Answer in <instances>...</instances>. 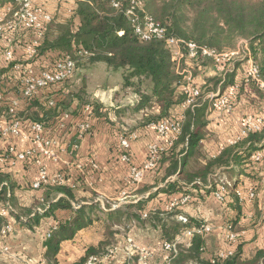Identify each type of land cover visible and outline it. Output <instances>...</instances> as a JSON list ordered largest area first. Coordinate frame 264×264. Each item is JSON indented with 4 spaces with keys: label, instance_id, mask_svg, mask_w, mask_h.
I'll list each match as a JSON object with an SVG mask.
<instances>
[{
    "label": "crops",
    "instance_id": "1",
    "mask_svg": "<svg viewBox=\"0 0 264 264\" xmlns=\"http://www.w3.org/2000/svg\"><path fill=\"white\" fill-rule=\"evenodd\" d=\"M76 1L32 0L36 7L50 14L52 24L65 23L66 19L72 16ZM12 3L13 0H0V15L13 8ZM50 33L53 36L57 34L55 30H51ZM4 36L5 38L0 37V90L3 92L5 103L10 105L16 102L19 111L35 112L37 109L20 94V78L18 81L15 67L22 65L39 71L50 66V61L57 52L46 50L30 57L28 49L35 39L34 33L8 34L5 32ZM7 37L12 39L9 43L4 42ZM9 48L13 54L12 61L15 63L6 69L8 62L5 61L4 53ZM83 68H79L78 73L84 70L85 78L93 82H96L97 78L102 81L99 91L96 87L93 89L89 87L87 91V98L90 101L88 104L93 108L92 129L89 134L81 138L76 136L77 125L80 122L79 113L84 105H80L78 100L73 98L69 109L59 116L51 117L45 126V136L54 142L51 148L53 157L37 154L25 162L19 161L14 165L11 164L8 152L10 148L22 152L36 146L28 128L30 120L22 121L26 136L15 137L0 134V172L9 174V179L16 186L12 193L15 207L0 206V210L10 208L5 217L0 216V264H44L48 262L47 240L49 237L46 236L71 215L70 209L57 208L49 216L31 214L29 220L26 221L27 224L15 219L13 214L19 213L20 210L30 209L38 199L42 203L43 196L46 195L45 189L31 188L39 167L38 162L46 167L50 175L63 173L66 184H74L76 201L71 203L72 206L82 207L86 213L91 212L98 216V219L76 230L71 238L60 241L59 251L56 254L57 264H75L85 256L89 247L97 248L99 245H101V250L115 249L110 260L101 264H125L126 238H131L138 246L152 252L151 264H171L175 257L166 261V255H163L164 252L161 249L162 244L178 241L184 249L191 238L186 234L188 230L173 228V224H183L179 220L180 216L187 219L192 218L210 226L211 231L204 236L205 251L202 255L204 259L208 260L213 254L220 252L233 254L239 245L240 262H248L259 250H263L264 147L250 156L248 163L243 166V172L229 176L238 182L236 190L241 191L244 197L248 189H254L257 194L253 200L240 202L242 215L235 224L236 239L229 242L227 222L236 214L231 207L233 204L230 197L226 198L225 202L218 201L211 194H204L202 190H187L189 188L187 187L183 190L191 192V200L171 210L168 209L173 200H180L189 195L180 191L171 194L163 191L165 184L175 180L176 176L172 175L162 180L169 164L167 160L161 162L162 157L176 141L168 145V140L159 137L150 127L154 123L146 125L143 121L144 117L150 113L157 115L158 108L154 107L152 111L142 109L134 114L133 110L128 111V107H132L137 101L136 94L133 93L135 100L130 103H127L128 96L117 97V90L129 89V87H124L126 71L110 72L101 62ZM212 72L210 70L208 75H212ZM108 81L112 83L108 84ZM133 81L135 80H132V83ZM196 82L198 85L202 83L201 76L197 77ZM62 87H64L63 90ZM67 95L69 94L65 85L62 84L43 90L37 99L55 101L58 100L57 97L64 98ZM182 104L169 108L166 117L182 115L184 123L187 110ZM240 106L230 111L212 110L209 105L207 106L206 125L203 128L204 137L200 141L198 150L194 152V157H198L200 165L214 158L223 148L241 137L244 125ZM131 114L136 119L134 122L136 126L132 129L130 123L133 122V118L129 119ZM254 115L255 118L263 117V109H260L259 114ZM4 118L8 117L1 113L0 120ZM130 134H136V138L130 142L128 150L130 160L125 163L120 160L121 155L125 153L120 146V139ZM150 144L163 147L164 152L158 166L154 170L144 172L142 180L135 182L132 179V172L142 167ZM73 145H76V148ZM256 154H262V158L254 160ZM60 196L59 193L50 194L49 198L50 201L57 202ZM97 201L100 202L99 205ZM141 201H145V208L140 212V219L147 220L150 214L155 215L151 221L143 222V224L133 219L132 216L127 217L126 215L129 212L133 214L136 212L133 208L128 209L127 206ZM111 202L118 203L112 205ZM144 214H148V217H143ZM115 218L119 221L113 222ZM7 224H10L11 231L2 235L1 231ZM165 229L168 230V236H165L163 232Z\"/></svg>",
    "mask_w": 264,
    "mask_h": 264
},
{
    "label": "trees",
    "instance_id": "2",
    "mask_svg": "<svg viewBox=\"0 0 264 264\" xmlns=\"http://www.w3.org/2000/svg\"><path fill=\"white\" fill-rule=\"evenodd\" d=\"M112 1L77 0L74 2L72 16L67 18L65 23L52 24L51 17V21L43 26V36L39 46L36 47L37 52L54 50L57 52L55 58L69 56L75 60L76 69L101 62L110 72L126 71L124 87L133 86L132 80L138 81L136 86L142 81H148V91L136 87L135 94L138 99L132 110L133 112L142 109L152 111V108L156 107L159 110L158 114L150 113L143 121L146 125L158 123L167 118L169 108L184 102L185 96L180 89L183 76L175 70L170 48L161 40L139 39L134 33L130 20L123 12L113 7ZM119 1L126 9L132 0ZM139 1L141 7L136 9V15L139 18L143 16L152 18L165 28L168 36L175 39L192 42L199 47H207L219 52L233 50L239 40H246L249 57L258 66L264 84V0ZM12 4L14 7V3ZM51 30H55L57 34L53 36ZM28 33L34 32L28 31ZM76 51L86 52L87 55H78ZM14 63L15 61L8 62L6 69L12 67ZM243 63L244 60L237 58L225 65L223 71L218 72L213 62L207 58H198L187 63L184 61L183 65L189 68L195 79L198 76L202 78V83L198 85L200 97L196 105L187 110L180 136L173 147L163 154L161 161L169 162L162 180L172 175L176 176L175 180L165 184L163 191L167 194L180 191L189 195L191 200L192 194L187 190L192 189L202 190L204 194H211L214 198L216 185L222 184L225 187L223 202L230 197L233 205L231 206L230 203L229 205L236 212L227 222L233 234L237 231L235 224L241 217L242 211L241 199L236 190L238 182L229 176L243 172V166L248 163L250 156L264 147V126L259 130L246 132L234 143L223 148L214 158L206 160L200 168L189 170L188 164L189 158H192L194 152L198 150L200 141L204 137L203 128L206 125V108L209 103L206 96L210 92L218 88L229 89L236 97V100L235 98L231 100L233 108L241 105L245 107L242 112L253 114H259L260 109L264 111V92L259 84L244 80ZM210 70L213 71L212 75H208ZM16 75L19 81V75ZM67 97H57L54 106H50L52 100L39 101L37 98L27 100L37 110L31 113L25 110L19 111L17 105L14 117L19 121L30 120L46 126L51 117L59 116L69 109L70 103L66 102ZM9 108L10 105L5 103L0 107V115L2 113L10 117ZM9 178V174L0 172V206L10 205L14 208L12 193L16 186ZM184 188L187 190H183ZM42 189L46 192L42 203L38 199L30 209L20 210L13 215L17 221L23 222L24 217L29 218L35 212V216H49L57 208L71 210L70 217L60 222L47 240L48 262L44 264H57L56 254L59 251L60 241L71 238L76 230L98 219V216L91 212L86 213L82 207L71 205L76 201V195L70 185L49 184ZM57 193L61 195L58 201H50L49 195ZM99 204L100 202L97 201V205ZM127 207L136 211L131 216L142 224L151 221L155 216L150 214L148 217V214H144L148 217L147 220L140 219L145 201ZM38 208L47 209L37 212ZM117 221L118 218L113 220V222ZM203 226H205L203 222L192 218H188L183 224H173L174 229L191 230L192 235L188 246L184 249L178 244V254L171 264H264V249L259 250L252 260L240 262L239 245L232 255L224 259L218 258V253L213 254L208 260L204 259L202 255L205 251L206 234L197 231ZM163 232L168 236L167 229ZM100 247L101 245L97 248L89 247L85 256L75 264H85L89 257L104 253L105 249L101 250ZM163 255L165 256V253Z\"/></svg>",
    "mask_w": 264,
    "mask_h": 264
},
{
    "label": "built area",
    "instance_id": "3",
    "mask_svg": "<svg viewBox=\"0 0 264 264\" xmlns=\"http://www.w3.org/2000/svg\"><path fill=\"white\" fill-rule=\"evenodd\" d=\"M14 7L8 10L7 12L0 15V37L5 38V32L15 33V32H28L33 31L35 34V39L32 42V45L28 49L30 57L36 56L37 49L39 46V41L43 36V26L51 21V16L44 10L36 7L32 0H13ZM112 5L114 8H117L130 20L134 33L141 40H150L156 39L161 40L165 43L167 47L171 50L172 61L175 65V70L183 76V83L180 87L181 91L185 96V100L182 104L184 109L188 110L193 108L196 105L198 98L200 97V89L196 79L193 77L189 68L183 65L184 61L197 60L198 58H207L210 59L216 70L218 72L223 71L224 66L228 63L235 61V59L240 58L244 60L243 66V75L246 82H255L259 84L264 92V84L261 81L260 70L258 66L253 62L249 57V50L247 43L243 49L237 48L230 51L219 52L215 49H209L207 47H199L192 42H184L182 40L175 39L167 35L165 28H163L159 23L155 22L152 18L148 16H143L139 18L136 15V9L141 7V2L139 0H132L128 8L124 9L123 5L119 0H113ZM9 16V17H8ZM11 37L6 38V42L11 41ZM78 55H87L86 52L76 51ZM4 58L6 62H10L13 59V54L10 49L6 50L4 53ZM15 71L18 73L20 78V94L23 99L31 100L37 98L43 90L48 88L59 86L67 81H69L76 71V62L71 57H58L50 61V66L45 67L39 71H34L31 68L26 66L17 65ZM219 88L215 94H208L206 98L209 100V108L212 110L219 111H230L233 107L231 100L235 98V93L230 94L222 93L220 94ZM5 103L3 92L0 91V107ZM55 102L51 101L50 106H54ZM17 106L16 102H12L9 108L10 117L0 120V134L2 136H23L24 124L22 121L16 119L15 108ZM80 122L77 125L76 136L81 138L91 132L92 123L91 117L93 116V108L91 105L86 104L82 107L81 112L79 113ZM258 119L255 118L254 121ZM254 122H246L242 129V135H245L246 132L256 131L261 129L264 126L262 121L259 122V125H254ZM183 126V116L178 117H169L163 120H160L158 123L151 124L150 127L155 131V133L161 137L168 140L167 144L172 145L174 141L181 134ZM29 132L33 136V141L36 146L32 149H28L22 152L15 151L14 148L9 149V158L12 165L16 162H25L28 159H32L35 155L39 154L44 157H53L52 146L54 142L49 137L45 136V126L38 122L28 123ZM136 138V134H130L120 139V146L125 153L120 157L122 162H129L130 157L128 155V150L131 140ZM240 138V137H239ZM238 138V139H239ZM76 148V145H73ZM164 152V148L160 147L157 144H150L147 148V154L145 162L142 167L138 170H133L132 179L135 182H140L144 175V172L154 170L161 159V156ZM262 154H256L254 160H260ZM38 169L36 172V178L31 183V188L34 190H40L44 186L49 184L61 185L66 184L63 173H55L50 175L44 165L38 162ZM74 188V184L70 185ZM225 194V187L222 184L216 185V190L213 193V196L218 201H223ZM237 195L243 200H253L256 197V192L254 189H248L246 196H243L241 191H237ZM190 200L189 196L182 197L180 200H173L168 209L171 210L177 206L183 205ZM45 209H37V212L45 211ZM10 208H3L0 210V216L5 217L9 212ZM36 214V212L34 213ZM146 217V215H143ZM179 220L183 223L187 222V218L179 217ZM25 219H23V222ZM229 234L227 235V240L233 242L236 239V235L230 231V227L227 228ZM196 230V229H195ZM11 231L10 224H7L3 227L1 234L5 235ZM201 234H207L211 231L209 225H205L202 229L197 230ZM187 235L191 236L192 231L189 230L186 232ZM47 238L50 237V233L47 234ZM178 241L174 242H164L162 244V251L166 255V261H169L171 258L175 257L178 254ZM124 251L126 254L125 264H151L152 252L147 248L138 246L131 238H126ZM115 249L108 248L104 253L99 256H91L87 259L85 264H101L110 260ZM231 252H220L218 258L224 259L227 256H230Z\"/></svg>",
    "mask_w": 264,
    "mask_h": 264
},
{
    "label": "rangeland",
    "instance_id": "4",
    "mask_svg": "<svg viewBox=\"0 0 264 264\" xmlns=\"http://www.w3.org/2000/svg\"><path fill=\"white\" fill-rule=\"evenodd\" d=\"M245 42L247 43L246 40H243V39L239 40L237 42L236 46H235V49H237V48L243 49L244 46H245ZM83 69H81V70H83ZM78 70H80V69H76V71L74 73V76L69 81H67L66 83L63 84V85H65V89H66L67 93L69 94L68 97L65 96V97H67V101L66 102L67 103L69 102L71 104L72 98H73L74 100H78V102L80 103V105H86V104L90 103L89 99L87 98V91H89V87L91 89H93L94 87H96V90L99 91V88L101 87L100 84L102 83V81L99 80L98 78H97L96 82L90 81L89 79L85 78V75L83 73L84 70L82 72L80 71L79 73H78ZM96 73H97V71H96ZM109 83L111 84L112 81H108V84ZM133 84L134 85L133 86H130L128 90H126V89L122 90L121 88L119 90H117V92H118L117 93V97H120L121 98L123 96H128V100H127L128 102L127 103H130V101L135 100L133 98V96L135 94L136 87H139L141 90L143 89L145 91H148L149 90V86H148L149 85V82L148 81H142L139 84V86H136V84H138V81L135 80V81H133ZM104 87H106V85ZM226 90L225 89L224 90L221 89V90H219V92H220V94H222V93H227V94L232 93L229 89L227 91ZM216 92H217V89L214 90L213 92H210V93L215 94ZM135 96H137V95H135ZM137 99L138 98L136 97V100ZM128 108H129L128 111L131 112L132 109H133V106L132 107L129 106ZM242 109L244 110L245 107H242V106L239 107L240 113L243 114V125H245L247 121L249 122L250 119H251V122H254V124H252L251 126L259 125V122L260 121H262V123H264V116L263 117H260V118H258V119H256L254 121L255 115L253 113H244V112H242ZM133 114H134V112H133ZM133 114H131V116L129 118V119L133 118L132 119L133 122L130 123V128L131 129L134 126H136L134 124V122L136 121V119H135V116ZM188 167H189V170H196L197 168H200L201 167L200 162L198 161V157L197 156L194 157V154H193L192 158H189ZM117 203L118 202H111L112 205H117ZM105 205H106V202H105ZM41 212H43V211H41ZM132 214H133L132 212H129L126 215H127V217H129ZM23 219H25L24 222H26L28 220V217H24ZM117 230H119V229L117 228Z\"/></svg>",
    "mask_w": 264,
    "mask_h": 264
}]
</instances>
